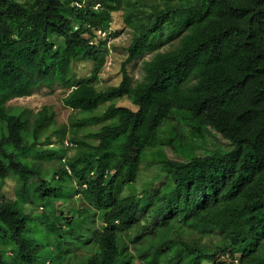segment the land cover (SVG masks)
<instances>
[{
  "label": "trees",
  "instance_id": "trees-1",
  "mask_svg": "<svg viewBox=\"0 0 264 264\" xmlns=\"http://www.w3.org/2000/svg\"><path fill=\"white\" fill-rule=\"evenodd\" d=\"M119 11L131 32L121 79L97 89L109 53L103 36ZM164 41L174 42L159 51ZM139 59L135 81L128 66ZM90 61L92 73L77 76L76 66ZM55 85L68 90L63 106L81 115L69 127L46 134L48 107L32 118L6 106ZM119 98L135 110L116 106ZM176 127L199 137L209 128L229 149L183 155ZM143 165L155 173L137 192ZM7 180L16 187L13 198L0 196V264H73L78 241L90 249L82 264H116L120 243L150 246L157 235L151 250L135 247L145 264H264V0H163L143 16L132 0H0V181ZM76 194L82 222H100L89 237L35 214ZM178 224L218 240L211 248L179 240Z\"/></svg>",
  "mask_w": 264,
  "mask_h": 264
},
{
  "label": "rangeland",
  "instance_id": "rangeland-1",
  "mask_svg": "<svg viewBox=\"0 0 264 264\" xmlns=\"http://www.w3.org/2000/svg\"><path fill=\"white\" fill-rule=\"evenodd\" d=\"M15 1L25 6L32 5L35 2V0H15ZM132 2L141 12V16H143L144 13L151 11L156 6L158 7L163 6V0H132ZM122 14L123 12L120 11L112 14L113 22L110 27L111 35H109L108 37L103 36V38L106 40V49L109 51V53L105 56L104 64L95 77L94 83L95 86H97L96 87L97 89L104 90L109 86H116L120 82L121 79L120 67L122 62L126 59L127 53L125 49L126 47L129 46L131 40V34H130L131 32L124 25L121 17ZM173 42L174 41H164L159 51L168 50ZM150 57L151 54H147L143 59L146 60L149 59ZM143 59L136 60L133 64L128 66L130 74L134 77L135 81H139L142 79ZM92 71H93V62L91 61L82 62L78 64L75 68V72L77 76L80 77L82 76L87 77L92 73ZM67 92L68 90L64 87H61L60 85H55L51 88L41 87L34 90V92L29 96L22 98H14L9 100L6 103V106L12 109L14 108L26 109L28 110L32 118L36 117V115L42 109V107L44 106L48 107L49 113L54 114L53 125L46 130V134H48L52 130L57 131L63 126L69 127L70 122L72 120L81 117L80 114H77L76 112H72L71 109L63 106L62 99L66 96ZM112 102H114L116 106L129 107L132 110H135V107L125 98L115 99ZM107 104L108 103H106V105ZM106 105L103 104L102 106H100V108L97 110L96 113L102 112ZM172 123L175 124V122ZM176 132L180 138V140L177 142L179 143L177 149L183 155H190L191 153H195L196 155L199 156H205L215 152H225L229 149V143L223 138H221L219 135L214 133L213 131H210L209 128L208 129L203 128L201 130L202 137L195 136L188 132H183L182 128L179 127H176ZM68 137L69 136H66V139L64 140V147L67 145L70 146L69 145L70 143L68 142ZM53 145L58 146L57 143H54ZM77 151L78 149L74 147L68 152V154ZM166 152L169 158L176 160L178 159L177 158L178 156L174 152H172L171 149H167ZM143 168H145L144 165ZM142 171L144 173L143 175L144 178H141L137 181L135 185L137 192L141 191L143 184L145 182H149L148 178L153 173H155V170L153 168H145L142 169ZM15 187L16 185L14 181L11 180H7L4 182L0 181V196H4L6 198H13L15 196ZM79 197L80 195L76 194L73 196V198L71 197L72 199L70 197H68L65 200L55 199L53 202V208L51 210L48 211L43 209V207H39L35 210V214L40 215L44 213L48 215L52 221L57 222V224L61 226L63 232H68L74 228V229H79V233L85 235L86 237H89L91 233L86 231L87 228L96 229L95 226H98L100 222L99 219L97 218V220L95 221V226L93 227L92 226L87 227V225H85L82 222L85 213L84 212L80 213L84 205H81L78 202ZM72 200H75L73 204L71 203ZM64 217H66V219H64ZM68 220L74 221L71 226L67 225L66 221ZM170 223L174 224L175 222L171 221ZM178 226L181 229L180 230L181 234L178 236L179 240H185L190 243L195 241L197 244H201L205 247H210V248L218 240V236L215 234L200 232L197 230H191L185 225L178 224ZM161 237L162 235H157L155 238L150 239L149 241L150 246L146 244L147 239H144L142 241L138 240L133 243L129 241L120 243L121 253L116 261V264H145V262L141 260L140 257L137 256V251H136L137 249L135 247L137 248L142 247L144 250H151V246L154 243L156 245L157 241L160 240ZM77 244H78L77 247H74L72 249L74 251L72 262L73 264H82L85 262L86 256H88L90 249L87 250V248L83 247L79 241ZM150 256L151 254L148 255V258H150ZM158 260L160 259L158 258L156 261L155 260L153 261L155 263H150V264H159ZM225 260L227 264H230L232 262L230 259L227 258H225ZM203 264H215V263L204 261Z\"/></svg>",
  "mask_w": 264,
  "mask_h": 264
}]
</instances>
